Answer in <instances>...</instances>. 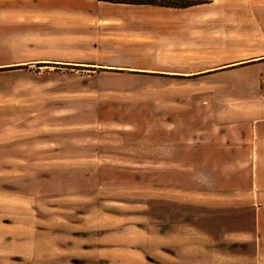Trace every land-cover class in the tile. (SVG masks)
Segmentation results:
<instances>
[{
	"label": "rangeland",
	"instance_id": "374dc122",
	"mask_svg": "<svg viewBox=\"0 0 264 264\" xmlns=\"http://www.w3.org/2000/svg\"><path fill=\"white\" fill-rule=\"evenodd\" d=\"M206 1L130 15L83 0L100 16L68 44L0 11V264H264L227 236L254 227L235 64L264 0ZM98 59L125 62L81 63Z\"/></svg>",
	"mask_w": 264,
	"mask_h": 264
},
{
	"label": "crops",
	"instance_id": "0c3cea01",
	"mask_svg": "<svg viewBox=\"0 0 264 264\" xmlns=\"http://www.w3.org/2000/svg\"><path fill=\"white\" fill-rule=\"evenodd\" d=\"M12 1L14 6L0 8L2 14L13 16V26H17L22 31H41L45 33L44 40L47 44L73 42L74 40H71L74 33L70 32L78 33V28L81 26L85 30L90 26L92 29L95 26L90 25V22L96 16H100L98 11L86 8L83 5V0L76 4L68 0H61L62 2H58L56 5L51 4L50 7L44 9L36 6V0ZM111 5L114 7L109 8V11H122L130 13V15L136 11L194 10L193 7L180 10L152 6ZM245 12L249 18L239 25L238 62L235 64L238 66L236 69V92L239 97L236 111V168L241 171L242 175L249 177V188L246 191L239 189L237 198L248 199V205L252 208L254 214V227L228 232L227 236L234 242L253 246L258 255L264 256V85L262 83V77L264 76V11ZM16 17L21 18L17 19ZM116 25L115 23L112 26ZM79 35L81 34L79 33ZM79 35L76 34V38ZM135 36L141 38L139 34L127 33V38H136ZM242 46L247 47V52H245V49L241 50ZM124 62V60L119 61L116 59L81 61L82 64H118ZM131 64L132 66L126 68L135 71H159V69L138 66L136 61L131 62ZM177 72H179V69H177ZM190 74L193 75L194 73ZM0 124V156L3 158L5 143L8 142L4 133V124ZM3 239L4 235L0 232V240ZM18 245L21 244H17V247H19ZM17 247L8 248L6 251L16 252ZM24 247H27V245Z\"/></svg>",
	"mask_w": 264,
	"mask_h": 264
},
{
	"label": "trees",
	"instance_id": "16d2710c",
	"mask_svg": "<svg viewBox=\"0 0 264 264\" xmlns=\"http://www.w3.org/2000/svg\"><path fill=\"white\" fill-rule=\"evenodd\" d=\"M98 2L130 6H152L171 9H187L207 3L206 0H98Z\"/></svg>",
	"mask_w": 264,
	"mask_h": 264
},
{
	"label": "built area",
	"instance_id": "2783aa9c",
	"mask_svg": "<svg viewBox=\"0 0 264 264\" xmlns=\"http://www.w3.org/2000/svg\"><path fill=\"white\" fill-rule=\"evenodd\" d=\"M263 80H264V77H263Z\"/></svg>",
	"mask_w": 264,
	"mask_h": 264
}]
</instances>
